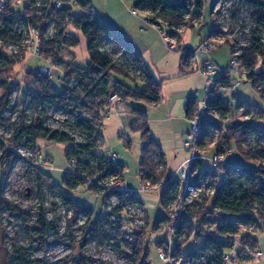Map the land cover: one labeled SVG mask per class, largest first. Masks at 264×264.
<instances>
[{
	"label": "rangeland",
	"instance_id": "obj_1",
	"mask_svg": "<svg viewBox=\"0 0 264 264\" xmlns=\"http://www.w3.org/2000/svg\"><path fill=\"white\" fill-rule=\"evenodd\" d=\"M182 1L166 0L168 3L176 4L182 3ZM203 3V16L199 21L194 22L195 28L188 29L182 35L185 45L194 49L195 53L199 51V48L202 49L206 45L204 51L196 53V60L198 63L209 60L221 71H228L230 67L232 68L231 63L235 56L234 68L230 70V76L234 82L231 87L219 88V90L225 92L224 96L232 102L235 110H237V105L240 102L264 109V102L260 95L253 89L251 84L247 83L245 77L247 70L241 67L240 62L236 59L241 56L239 47H235V54L232 55L230 48L226 45L228 41L233 45L234 43L242 46L250 44L255 30V26L250 20L254 7L246 4L238 11L237 8H233L236 1H233L232 5L231 3H225V0H203ZM91 4L94 16L105 25L107 24L113 28L120 39L125 40V42L143 56L147 67L157 81L164 80L163 96L165 99L160 108H154L152 103L148 101L141 103L131 102L129 104L131 108L148 111L151 122L157 117H161L163 110H167L168 108L167 104L173 109L176 106L177 116H183L185 115V105L188 102L187 96L191 89L194 90L193 96L195 97L196 105L200 106V108L203 107L207 80L198 72L197 62L194 60V65L192 63L195 68L193 74L181 77L183 71L180 67L183 54L181 52L169 51L167 45V48L165 46L160 48L159 46H154L152 43L149 44L150 42L146 39V36L141 34L142 31L150 30V19L146 11L137 10L135 3L123 0H91ZM221 8L223 13L218 18L216 13ZM74 11L76 15H82V10L76 8ZM133 11H138V16H134L132 14ZM34 19L37 20V18ZM12 25L13 36H17L19 39L9 43L1 40L0 48L6 46L5 51H8L6 54H9V51L10 53H14L15 58L9 60L11 69H6V71L9 72L11 83L19 85L21 90L15 89L12 92L8 108L0 113V139H9L14 131V127L6 125L5 122L10 121L11 123H15L23 113V109L15 108L16 104L24 101L25 98V96H21L20 92L23 93L26 89L35 91L33 88L34 80L26 72L29 70L36 73L40 67L47 66L46 59L40 54L27 55L32 47V39H38L36 30L32 27H27L19 21L12 22ZM213 29H218V32H213ZM54 30L51 24L46 31V37L50 38ZM5 31L6 26L3 23L0 35ZM70 31L72 30L70 29ZM76 35L79 34L76 33ZM79 37L81 41L80 46L70 51H64L62 62H58L60 65L58 69L63 71V73L67 69L68 64L75 63L77 66L84 67L89 60L87 42L82 35H79ZM259 40L264 44V33L260 35ZM24 47L27 48L26 55ZM103 47L102 51H106L114 63L124 65L133 75L138 76V73L133 72L126 64L122 51H116V47L109 44H104ZM35 49L36 47L30 52H35ZM8 57H10V54ZM168 62L172 67L175 65L179 66V71L170 75L166 66ZM2 67L3 70L6 68ZM60 70H58L59 74ZM184 71L190 72L189 68L184 69ZM55 73L57 74V72ZM119 80L123 81L121 78ZM201 80L204 86L199 89L200 91H195L200 88ZM51 84L59 93H63L67 85L58 82L56 79L52 80ZM131 85L135 87L134 84ZM137 85H139L140 90H143L142 85ZM114 92L115 85L113 84L110 88V93ZM1 96L3 94L0 91ZM40 109L46 112L44 126L48 129L68 134L74 139L75 146L41 142L39 143V147L42 149L40 155L26 146H19L17 150L18 155L11 162L6 180L3 183L4 185L3 187L0 186V194L3 198L18 205L27 213L29 217L27 219L28 224L33 225L36 223L40 213L43 212L49 223H56L55 231L50 234L47 249L42 250L30 242L20 217L7 211H1L0 264H8L6 255L8 252H12L13 247L17 249H31L33 247L34 249L29 260H45L47 264H77L73 260L74 257L86 259V264H183V259L174 257L173 252L179 242L185 240L186 236L176 238L177 236L175 235L172 238V225L177 224V227H179L184 217L183 215L179 217L176 213L178 207H182V205L177 201L168 210H165L161 205L162 192L165 189L159 187L160 189L157 188L159 190L155 189L149 193L141 192L138 194V201L140 203L136 204L139 208H134L133 212L126 210L124 207L120 215L115 213V209L119 207L117 201L107 190L101 189L95 193L91 192L89 188H80L73 192L65 191L78 204L87 205L94 210L93 218L90 221H88L89 217L86 214H81L76 219H73L72 208L64 206L60 195L52 192L48 185L39 186L36 174L34 170H31V167H34V169L42 171L44 174L52 177L55 184L61 186L67 174L76 172V168L68 163V158L73 159L77 157L81 149H84L83 152L85 154L82 155L83 159L84 155L90 159L85 160L87 163L84 162L86 171L83 176L87 177L92 183L93 181H100L106 187L111 183H117L119 179L117 180L116 178L120 176L108 174L106 167L108 163L105 159L107 152L104 151L112 150L118 156L119 162L126 166L125 183H123L124 177L120 176L121 187L133 191L140 189L141 191L143 186L139 181L138 172L144 143L139 132H134L130 127V121L127 120V117L130 114L132 115V113L128 107H126L128 115L123 119L125 128L121 126V123L115 116L108 117L105 114L107 117L104 119L102 125V134L106 145L104 148L97 150L90 149L86 136L71 129L70 124L75 122L74 117L49 105H42ZM30 115L31 113L27 111V123L30 121ZM247 117V112L243 109L240 112H236L230 119L224 121L211 114L208 115L207 120H212L224 129L236 124H243L264 130V116L263 118L258 116L252 117V120ZM151 129L153 136L158 138L166 148L176 145L177 142L172 137L173 127L171 123L158 124L153 122ZM222 133H225V131H215L211 137L207 138L206 143L208 144L209 157L218 155L213 152L216 146L214 143H218ZM122 136H126L128 139L124 141L125 138H121ZM128 140L131 141L130 148H126L124 144ZM213 144L214 146H212ZM5 148H1L0 146V158ZM184 151L186 157L189 158V152ZM47 159L51 160V166L46 165L45 160ZM225 162L230 166L238 167L246 166L248 163L239 156L236 148L226 154ZM6 166L2 167L5 169ZM191 167L192 164L189 165V168ZM202 170L216 172L214 165L210 161L203 163ZM223 171V166L217 170L219 184H222L225 178ZM180 180L181 177L177 176V181L180 182ZM180 185L182 198L187 190L181 182ZM190 201L188 198L184 201V205L191 203ZM99 219H106L107 222L102 225L100 232L92 231L89 233L95 221ZM69 226L73 234L72 239L66 236ZM242 230L246 229H241L240 233ZM210 231L214 232V229ZM262 231L264 232V229ZM261 232L256 230L252 234L255 238L258 237V239L262 236L264 240ZM240 233L235 238H240ZM239 242L242 244L241 239ZM200 245L201 242L198 238L193 236L183 246V253L186 254ZM138 256L140 257L138 258ZM238 264H264V258L258 261L243 260Z\"/></svg>",
	"mask_w": 264,
	"mask_h": 264
},
{
	"label": "trees",
	"instance_id": "obj_2",
	"mask_svg": "<svg viewBox=\"0 0 264 264\" xmlns=\"http://www.w3.org/2000/svg\"><path fill=\"white\" fill-rule=\"evenodd\" d=\"M42 1L50 2L51 0ZM123 1L133 2L137 10L146 11L151 25L160 26L158 21H162L167 26L166 30L169 37L176 39L179 44L182 41V34L188 29L195 28L194 22L199 21L203 16V0H183L179 4L168 3L166 0ZM233 1L238 4H234L233 7L237 8L238 11L246 4L254 7L250 20L255 26V30L250 44L247 46L236 43L233 45L229 41L226 45L230 48L232 55L235 54V47H239L241 56L236 59L240 62L241 67L247 70L248 74L245 75L247 83L252 85L264 102V44L259 40L260 35L264 33V0H225V3L232 5ZM26 2L28 5L19 7L17 11L28 18L33 16L34 12L31 0H26ZM76 8L82 10V15L75 14ZM222 13L223 10H219L216 13L217 17L219 18ZM12 14L7 13L3 17L6 23V32L1 37L5 43L19 39L11 37V24L5 18H12ZM66 18L70 19L67 26L79 32L86 40L89 60L84 67L77 66L75 63L67 65L66 76L68 78L75 77L78 80V85L75 88L66 85L63 93H59L52 86L51 79L41 76L38 72L29 70L26 72L34 80L33 88L35 91L26 89L23 93L20 92L21 96H25V98L24 101L18 102L15 108L23 109V113L17 122H5L6 125H12L14 131L9 139H0L1 148L6 146L0 158V186L3 187L4 185L11 162L18 155L19 146H26L39 155L42 153V149L39 147L41 142L75 146L74 139L68 134L44 126L46 112L40 109L42 105L53 106L74 117L75 122L70 124L71 129L86 136L91 150L104 148L106 144L102 134V125L107 116L103 108L105 101L112 94L121 97L125 106L134 116L130 127L141 133L144 146L141 153L139 177L142 185L149 184L150 187L154 188L161 182L168 181L171 174L168 171L161 146L150 135L147 111L131 108L129 105L131 102L146 101L158 105L162 99L161 83L147 69L142 57L131 51L116 33L94 16L91 0H76V7L64 9L59 13L46 10L45 15L37 21L38 26L36 25L37 22L33 21V25L36 26L42 37L39 54L47 61L51 60L60 66L58 62H62L63 52L70 51L81 44L80 38L70 32V28L58 31V34L53 38H44L47 27L52 21L62 24ZM214 31L218 32V29ZM104 44L115 46L116 51H122L126 64L133 72L138 73V76L133 75L124 65L114 63L110 55L106 51H102ZM5 50V48L2 50V55L8 52ZM179 52H185L182 71L183 74H189L184 69L192 66L195 51L181 49ZM8 59L7 56L3 55L2 64L6 68L0 73V76H3L7 72L6 69L9 70L10 68ZM230 72V70L223 71L217 84L218 89L232 86L234 80L231 79ZM113 84L115 85V92L110 93ZM131 84H134L135 87ZM137 84L142 85L143 90H140ZM15 89L21 90L20 86L14 83H5L0 87L3 94L0 97V113L8 108L11 94ZM195 106L196 102L193 99L187 107L188 118L191 117ZM243 109L246 110L248 117L263 118L264 116V109L248 105L245 102H240L237 105V110H235L232 102L225 96H217L209 101V111L216 112L219 119L223 121L230 119L236 112ZM27 111L31 113L29 123H27ZM215 131H225L213 149L215 154L224 156L236 148L239 156L248 163L242 167L230 166L226 163L223 171L225 178L222 184H219V176L214 172L200 171L202 163L198 162L193 166L194 171L199 170L196 175V184H207L210 189H214L215 193L212 197H200L185 208L186 211L181 224L176 228V238H181L184 235L186 238L179 242L173 252L174 257L183 259V264H226L225 255L234 247L235 236L239 235L241 229L253 231L264 229V131L243 124H236L224 129L212 120H206L203 127L201 148L207 147L206 140ZM210 140L212 139L210 138ZM253 140L255 141L254 144ZM125 145L126 148H130L131 142H125ZM83 151L84 149H81L79 155L73 159L68 158V163L72 165L75 161L77 168L75 174H67L64 177L61 186L55 184L53 178L42 171L34 169V167H31V170H34L39 186L48 185L52 192L60 195L64 206L72 208L73 219L81 214H86L89 217L88 221H90L93 218L94 210L87 205L78 204L76 200L65 193V191L73 192L80 188H89L94 193L99 191L96 185H90L89 179L83 176L86 171L82 156L85 152ZM87 158L89 157L87 156ZM4 165H7L5 169L3 168ZM106 167L108 174L124 177V167L119 163L108 164ZM180 195V182H170L162 192V207L168 210L171 205L177 202ZM127 203L136 205L140 202L132 197L127 200ZM123 208L124 205L121 203L115 209V213L120 215ZM1 211H7L20 217L30 242L42 250L47 249L50 234L55 231L56 223H49L43 212L40 213L36 223L30 225L27 223L29 218L27 213L0 194ZM105 222H107L106 219L96 220L89 233L92 231L100 232ZM70 226L66 231V236L72 239L73 234ZM211 229H214V232H211ZM193 236L198 238L201 245L184 254L183 246ZM241 242L252 249H258L257 242L251 235L242 238ZM33 249V247L31 249L13 247L12 252H8L6 255L8 264H47L45 260H29ZM73 260L77 264H86L87 261L76 257ZM243 260L252 261L250 257L241 256L238 262Z\"/></svg>",
	"mask_w": 264,
	"mask_h": 264
},
{
	"label": "built area",
	"instance_id": "obj_3",
	"mask_svg": "<svg viewBox=\"0 0 264 264\" xmlns=\"http://www.w3.org/2000/svg\"><path fill=\"white\" fill-rule=\"evenodd\" d=\"M31 3L33 4V12H34L33 16L34 17L30 16L28 18H25L23 15L19 14L17 10L19 7L28 5L26 0H0V32L3 27V23L6 26V23L4 21L5 19L3 17H4V14H7V13H11V14L13 13L12 18L5 17L6 19H8L7 20L8 23L11 24V29H10L11 37L19 38L17 36H13L12 22L19 21L22 24L26 25L27 27H32L36 30L38 34V39H32V44H31L32 47L30 48L29 53H27V48L24 47L25 55L27 53V55L29 54V56H33L35 54L39 55V45L42 40V37L40 33L38 32V29L36 28L35 25H33V21H36V22L39 21L45 15L46 10L50 12L54 11L56 13H59V12H62L64 9L76 7V0H51L50 2H44L42 0H31ZM132 14L134 16H138L139 13L138 11H133ZM34 18H37V20H35ZM69 23H70L69 18H66V20L62 24H58L57 22L52 21L48 25V27L52 24L55 30L50 38H53L56 34H58V31L66 30L68 28L67 25ZM158 24L160 26H157V25H153V26L162 33L164 40L166 42V45L168 46V49L172 52H179L182 49V47L177 42L176 39L169 37L168 31L166 30L167 26L162 21H158ZM36 25L38 26V22L36 23ZM1 35H0V42L1 40L3 41V38L1 37ZM44 38L50 39L46 37V32H45ZM205 46H203L202 49L199 48V51L197 52H201L202 50L204 51ZM35 47H36L35 52L31 53L30 51L34 49ZM4 48H6V46H3L0 48V69H2L0 70V73H2V71L5 70V69L3 70V67H2L3 66L2 64L3 55L8 57V55L10 54V57H8L9 58L8 60L15 58L14 53L13 52L10 53V51H9V54L4 53L2 55V50ZM181 53L183 54V58H185V52H181ZM196 53L192 60V63L196 59ZM234 60H235V56H234ZM234 60L231 63L232 68L230 67L229 70L234 68L233 67ZM46 62H47V66H42L38 69V73L41 76L49 78L51 80L56 79L58 82L67 84L71 88L77 87L78 80L75 77L68 78L65 72L63 73V71L58 69V65L55 64L53 61L46 60ZM197 64H198V68H197L198 72L202 73L207 80V87L205 89L206 96L203 102V107L200 108V106H197V105L195 106L192 112V115L189 118L191 131L183 139V146L185 150L189 152V155H188L189 158L178 168V170L175 173L170 175L168 181L161 182L157 187H154V188L150 187L149 184L143 185V188L140 191V192L149 193L155 189L159 190L160 189L159 187L166 189L170 182L177 181V176H180L181 177L180 182L182 185L185 186L187 191L185 192V195L182 198L180 195L177 200L182 205V207L179 206L178 209L176 210V213L179 215V217H181L182 215L183 216L185 215V211H186L185 208L187 205H190L193 201L200 199V197H203V196L212 197L215 193L214 189H210L207 184H203V183L196 184V175L199 170L194 171L193 166L198 162L204 163L205 161H210L215 167V170H216L215 174H217L218 168L223 166V169H224L226 165V162H225L226 155L224 156L213 155L212 157H209L207 147L201 148L200 146L203 140L202 133H203L204 123L207 120L208 115L211 114L213 116L218 117V114L216 112L209 111V101L217 96H221V97L224 96L225 92L220 91L218 88H216L219 79L222 77L223 71H221L217 66L209 62L197 63ZM9 69H11V66ZM58 70L61 71L60 74L58 73ZM190 70L192 71L195 70L193 65L190 67ZM55 72H57L58 75ZM247 74L248 73L245 72V75ZM5 83L7 84L11 83V77L9 76V72H6L5 74H3V76H0V87H2V85ZM104 110L107 116L113 115V116L123 119L128 115L124 102L122 101L121 97L117 94L110 95V97L105 101ZM254 143L255 141L253 140V144ZM214 144L212 146H214ZM105 159L108 164L113 165V164L118 163V156L112 152L107 153V155L105 156ZM85 160H89V159L84 156V162ZM45 163L48 166H51L52 164L51 160L49 159L45 160ZM190 164H192L191 168H189ZM72 165L74 166V168H77V164L75 161H73ZM72 174H75V173L73 172ZM116 179L117 180L119 179L117 183H111L110 185H107L106 187L102 185L100 181H93V183L90 182V184L94 186L96 185L99 191L101 189L109 191V193L117 201L118 205L122 203L126 210H130L134 212V208H139L138 205H131L127 203V200L132 197L137 198L139 192L124 189L123 187H121L120 176ZM188 198L191 200L190 201L191 203H187L186 205H184V201L187 200ZM176 228H177V224H173L172 225V230H173L172 238H174V236L176 235ZM241 256L250 257L252 261H258L264 258V254L259 248L252 249L248 245H243L235 241L234 247L225 255L224 261L226 264H237L239 257ZM161 257L164 258L163 255H161Z\"/></svg>",
	"mask_w": 264,
	"mask_h": 264
},
{
	"label": "crops",
	"instance_id": "obj_4",
	"mask_svg": "<svg viewBox=\"0 0 264 264\" xmlns=\"http://www.w3.org/2000/svg\"><path fill=\"white\" fill-rule=\"evenodd\" d=\"M147 23V22H146ZM149 24V23H148ZM107 25V24H106ZM114 33H116L115 32V30L113 29V28H111L109 25H107ZM71 29V28H70ZM70 29H69V31H70ZM72 31H73V29H71ZM72 31H70V32H72ZM187 31V30H186ZM186 31L183 33V34H185L186 33ZM213 31H214V29H213ZM72 33H74V34H76V33H78L80 36H81V34L79 33V32H77V31H73ZM213 33V32H212ZM212 33H211V35H212ZM141 34H144L145 36H146V39H148L149 40V44H153L154 46H159L160 48H163V46H165L166 47V42H165V40H164V37H163V35H162V33L160 32V31H158L153 25H150V30L148 31V30H146V31H142L141 32ZM182 34V35H183ZM79 35H77L78 37H79ZM117 35V34H116ZM80 38V37H79ZM84 38V37H83ZM124 41V43H126L127 45H128V47L130 48V50L131 51H133V52H135L136 54H138V55H140L141 57H142V59H143V61H144V63H145V60H144V58H143V56L141 55V54H139L135 49H133L127 42H125V40H123ZM181 45H182V49H191V48H189V47H187L186 45H185V43H184V40H183V38H182V41H181ZM167 48V47H166ZM168 49V48H167ZM169 50V49H168ZM192 50H194V49H192ZM170 51V50H169ZM172 52V51H171ZM177 62V61H176ZM195 62H197L198 63V61L195 59ZM205 62H209V63H211L209 60H206ZM205 62H203V63H205ZM212 64V63H211ZM145 65H146V63H145ZM182 65H183V56H182V61H181V67H180V69L182 70ZM193 65H194V63H193ZM167 68H168V73H170V75H171V73H177L178 71H179V66H177V65H175L174 67H172L171 66V64L168 62L167 63ZM146 67H147V65H146ZM147 69L150 71V69L147 67ZM189 70H190V68H189ZM150 73H151V71H150ZM189 74H182L181 75V77H185V76H188V75H190V74H193L194 73V71H192V70H190V72H188ZM200 73V72H199ZM152 74V73H151ZM201 74V76L202 77H204V75L202 74V73H200ZM205 78V77H204ZM206 79V78H205ZM164 81V80H163ZM163 81H158V82H160L161 83V85H162V99H161V102L158 104V105H154V104H152V106L154 107V108H160L161 106H162V104H163V102H164V96H163V89H164V84H163ZM204 86V84H203V82H202V80L200 81V88H198V89H196L195 91H200L199 89H201L202 87ZM193 89H191L190 90V92L188 93V102H187V104L185 105V115H183V116H177V114H176V111H177V107L176 106H174V109L172 108V107H170V105L169 104H167V110L166 109H162L163 110V113L161 114V117H157L153 122H156V123H158V124H164V123H171V125H172V127H173V135H172V137L176 140V145L174 146V147H167L166 148V146L164 145V144H162L161 142H160V140L158 139V138H155L154 136H153V131H152V129H151V124L153 123V122H151L150 121V117H149V112L147 111V113H148V119H149V128H150V135L158 142V144L161 146V148H162V150H163V153H164V155H165V159H166V164H167V167H168V171L170 172V174H173V173H175L177 170H178V168L185 162V161H187V157H186V154H185V148H184V146H183V139H184V137L186 136V134L187 133H189V130H190V122H189V118H188V111H187V107H188V104H189V102L191 101V100H193V99H195V97L193 96V93H194V90L192 91ZM195 102H196V100H195ZM169 103V102H168ZM130 111V110H129ZM109 117V116H108ZM116 117V116H115ZM118 120H119V122L121 123V126L123 127V128H125V125H124V121H123V119L122 118H119V117H116ZM247 118H249L250 120H252V117H247ZM132 119L134 120V116L133 115H128V117H127V120L128 121H130V124H131V121H132ZM133 122V121H132ZM262 131H264V130H262ZM134 132H136L135 130H134ZM139 134L141 135V133L139 132ZM124 136V135H123ZM121 137V138H125L124 139V141L125 140H127L128 138L125 136V137ZM123 140V139H122ZM128 141H130V140H128ZM131 142V141H130ZM126 143H127V141H126ZM125 144V143H124ZM104 152H107V153H109V152H112V153H114L115 154V152L114 151H112V150H110V151H108V150H106V151H104ZM188 155V154H187ZM118 163L120 164V165H122L123 167H124V180H123V183H125V180H126V178H125V170H126V166L124 165V164H122V163H120L119 162V160H118ZM202 167H203V163L201 164V167H200V171L201 172H209V171H203L202 170ZM170 169V170H169ZM138 177H139V172H138ZM139 181H140V183H141V179H140V177H139ZM218 181H219V177H218ZM142 184V183H141ZM143 186V185H142ZM135 191H138L139 192V194L141 193L140 192V189L139 190H135ZM137 199H138V196H137ZM260 232L262 231V229L261 230H259ZM254 231L253 230H250V231H247V230H242L241 231V233H240V235H241V237L240 238H235V241H237L238 243H240L239 241H240V239L242 240V238H244L245 236H248V235H251L252 237H253V239L257 242V246H258V248L263 252V249H264V240H263V237L261 236V237H259V239H258V237L257 238H255L254 237V235L252 234ZM261 234L264 236V232L262 231L261 232ZM239 240V241H238ZM260 240V241H259ZM239 263V262H238ZM237 263V264H238Z\"/></svg>",
	"mask_w": 264,
	"mask_h": 264
}]
</instances>
